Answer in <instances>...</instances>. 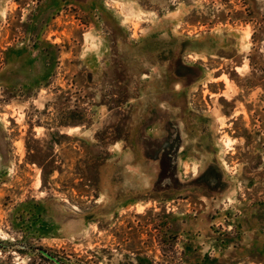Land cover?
<instances>
[{"label": "rangeland", "instance_id": "374dc122", "mask_svg": "<svg viewBox=\"0 0 264 264\" xmlns=\"http://www.w3.org/2000/svg\"><path fill=\"white\" fill-rule=\"evenodd\" d=\"M264 264V0H0V264Z\"/></svg>", "mask_w": 264, "mask_h": 264}, {"label": "water", "instance_id": "95a60500", "mask_svg": "<svg viewBox=\"0 0 264 264\" xmlns=\"http://www.w3.org/2000/svg\"><path fill=\"white\" fill-rule=\"evenodd\" d=\"M40 251L47 257L53 259L57 264H60V260L58 258H56L54 255H52L51 253H49L47 250L45 249H41Z\"/></svg>", "mask_w": 264, "mask_h": 264}]
</instances>
